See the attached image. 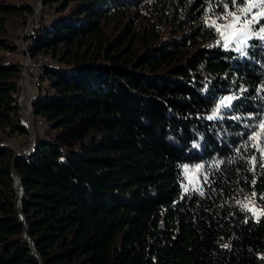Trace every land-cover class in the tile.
Listing matches in <instances>:
<instances>
[{
    "label": "trees",
    "instance_id": "1",
    "mask_svg": "<svg viewBox=\"0 0 264 264\" xmlns=\"http://www.w3.org/2000/svg\"><path fill=\"white\" fill-rule=\"evenodd\" d=\"M225 3L42 0L24 41L53 62L31 101L45 126L31 151L0 140V264H264V142L249 139L264 118V39L225 47L206 19ZM32 12L0 0L6 135L28 132L10 20ZM229 95L225 118L208 120ZM184 165L202 166L187 192Z\"/></svg>",
    "mask_w": 264,
    "mask_h": 264
},
{
    "label": "rangeland",
    "instance_id": "2",
    "mask_svg": "<svg viewBox=\"0 0 264 264\" xmlns=\"http://www.w3.org/2000/svg\"><path fill=\"white\" fill-rule=\"evenodd\" d=\"M15 3H27L32 5L33 12L26 21L22 24L19 23V20L16 18H11L10 20V27L11 32H14V41L22 47V50H17L10 55L14 57L15 59H18L22 66H21V80H20V89L16 94L17 103L20 106V112H21V120L27 127V135H20V134H11L6 135L0 132V140L2 143H6L11 145L17 153H23L26 152L28 149L30 150L31 146V139H33V136L35 135L36 131L43 130V127L45 126V122L42 119H34L31 116V101L34 98L35 94L38 91V74L42 73L43 68L47 66H51L53 64L52 58L49 55H43L39 54L38 56H35L34 58L29 54L26 45H25V37L33 31L34 27L36 26L38 19L40 17V11L42 4L40 6V9H37V6L39 4V0H11ZM250 4H255L257 7H253L251 12L247 14V18L249 20L252 19L253 15L259 16L260 13L263 12L260 0H248L241 8H246ZM240 9V8H239ZM239 9L232 10V12H235L237 15H240ZM36 13V16H34ZM223 13L218 15H206L207 21L210 23L213 20H216L217 24L224 25L228 23V21L232 20V17H228V21L225 20H218L217 17H220L223 15ZM260 23L259 24H253L251 25L250 29L249 26L246 24L244 18H241V21L239 23H236L227 29L221 28V31L224 32V36H221V32L219 33V38L222 41L224 45H228V47L237 49L243 48L246 46L247 41L253 36V32H260L261 29ZM28 31L26 32V30ZM26 32V34H25ZM41 58V59H40ZM45 58V59H44ZM38 59V64H37ZM24 60H28L29 66H35V73H34V79L31 80L30 77L27 75V65L24 64ZM49 60V61H48ZM48 61V63L46 62ZM61 67L63 68H69V66H65L63 64ZM29 78V80H28ZM27 87V89H26ZM29 93L27 95V92ZM30 96V97H29ZM28 111H30V115L28 114ZM264 122V118H263ZM264 142V137L262 138L261 142ZM198 165H184L183 166V172H184V178H185V186H196L200 177V173L202 172V167L197 169ZM243 205L248 208V210L253 215H258L260 212V208L256 205L253 196H245L243 199Z\"/></svg>",
    "mask_w": 264,
    "mask_h": 264
},
{
    "label": "snow or ice",
    "instance_id": "3",
    "mask_svg": "<svg viewBox=\"0 0 264 264\" xmlns=\"http://www.w3.org/2000/svg\"><path fill=\"white\" fill-rule=\"evenodd\" d=\"M238 0H228V3H225L224 4V14L221 15L220 17H217L218 20H225V21H228V17H232V20L231 21H228V23L224 24V25H219L217 24L216 20H213L210 24V26H214L216 27V30L221 32V36L223 37L224 36V32L221 31V28H225L227 29L228 27L236 24V23H239L241 21V18L243 17L246 24L249 26V29L251 27V25L253 24H259L260 23V20L261 18H264V12L260 13L259 16L257 15H253L252 19L249 20L247 18V14L249 12H251L252 8L253 7H257V5L255 4H250L248 7L246 8H240L239 9V12H240V15H237L235 12H232V11H229L228 8H229V4H232V5H235L237 4ZM240 3H243V0H239ZM211 10V9H210ZM207 23V21H206ZM253 36H260L261 39H264V27H261L260 29V32H253L252 33ZM225 47H228V45L226 44ZM237 51L241 52V55H244L245 53L242 51L241 48H237L236 49ZM244 91H247L246 89H241V92H244ZM239 97L237 96H232V95H229V96H224L220 101L219 103L215 106L214 110L212 111V114L209 115L207 117L208 120H213V119H216V118H220V119H224V115H222V110L223 109H231L233 107V104L232 102L234 100H238ZM232 119H240V117L238 116H234L232 117ZM259 129L260 131L257 132V133H254V136L253 137H249L250 140H253L254 143H253V147H256L258 151H260V146H259V140L261 137H264V122H261L259 124ZM194 146H198V145H194ZM253 163H255V157H253V160H252ZM220 163H222V161H216L215 163V166L217 168H219V165ZM202 166L198 165L197 166V169L201 168ZM204 180H205V183L208 182V177L205 176L204 177ZM187 187H185V192H187ZM201 195H203V190L201 189Z\"/></svg>",
    "mask_w": 264,
    "mask_h": 264
},
{
    "label": "built area",
    "instance_id": "4",
    "mask_svg": "<svg viewBox=\"0 0 264 264\" xmlns=\"http://www.w3.org/2000/svg\"><path fill=\"white\" fill-rule=\"evenodd\" d=\"M38 62L39 61L37 60V63ZM24 64L27 65V75H28V77H30V79L33 80L34 79V73H35V66H29L28 65V60H24ZM28 80H29V78H28Z\"/></svg>",
    "mask_w": 264,
    "mask_h": 264
},
{
    "label": "water",
    "instance_id": "5",
    "mask_svg": "<svg viewBox=\"0 0 264 264\" xmlns=\"http://www.w3.org/2000/svg\"><path fill=\"white\" fill-rule=\"evenodd\" d=\"M41 4H42V0H39V4H38V6H37V9H40V6H41ZM28 31V29L26 30V32ZM26 32H25V34H26ZM28 114L30 115V111H28ZM32 150V139H31V146H30V151Z\"/></svg>",
    "mask_w": 264,
    "mask_h": 264
},
{
    "label": "bare ground",
    "instance_id": "6",
    "mask_svg": "<svg viewBox=\"0 0 264 264\" xmlns=\"http://www.w3.org/2000/svg\"><path fill=\"white\" fill-rule=\"evenodd\" d=\"M34 16H36V13H35V15ZM41 59V58H40ZM45 59V58H44ZM38 60V59H37ZM49 61V60H48ZM48 61H46L47 63H48ZM38 64V63H37ZM26 89H27V87H26ZM26 92H27V90H26ZM29 93L27 92V95H28ZM30 97V96H29Z\"/></svg>",
    "mask_w": 264,
    "mask_h": 264
}]
</instances>
